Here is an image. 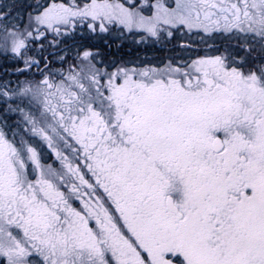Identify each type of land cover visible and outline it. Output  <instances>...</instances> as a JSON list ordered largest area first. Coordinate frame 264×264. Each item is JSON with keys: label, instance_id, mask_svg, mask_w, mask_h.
<instances>
[{"label": "snow or ice", "instance_id": "obj_1", "mask_svg": "<svg viewBox=\"0 0 264 264\" xmlns=\"http://www.w3.org/2000/svg\"><path fill=\"white\" fill-rule=\"evenodd\" d=\"M0 264H264V0H0Z\"/></svg>", "mask_w": 264, "mask_h": 264}]
</instances>
